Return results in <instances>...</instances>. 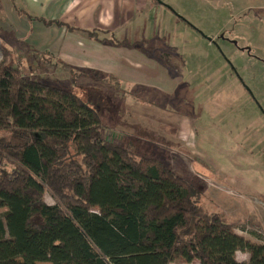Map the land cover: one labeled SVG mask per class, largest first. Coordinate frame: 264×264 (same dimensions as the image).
I'll return each instance as SVG.
<instances>
[{
	"label": "trees",
	"instance_id": "obj_1",
	"mask_svg": "<svg viewBox=\"0 0 264 264\" xmlns=\"http://www.w3.org/2000/svg\"><path fill=\"white\" fill-rule=\"evenodd\" d=\"M101 128L72 90L0 61V264H264V242L205 211L182 176Z\"/></svg>",
	"mask_w": 264,
	"mask_h": 264
},
{
	"label": "rangeland",
	"instance_id": "obj_2",
	"mask_svg": "<svg viewBox=\"0 0 264 264\" xmlns=\"http://www.w3.org/2000/svg\"><path fill=\"white\" fill-rule=\"evenodd\" d=\"M157 1L181 18L166 22L165 36L158 27L150 43L161 61L156 68L171 71L172 80L153 70L151 87L135 89V99L101 74H69L36 53L19 56L2 46L0 61L72 90L97 111L104 137L165 164L199 192L196 201L205 211L264 242V197L258 193L264 186V0ZM1 166L16 168L8 160ZM43 200L55 203L48 190ZM236 258L247 254L239 251Z\"/></svg>",
	"mask_w": 264,
	"mask_h": 264
},
{
	"label": "crops",
	"instance_id": "obj_3",
	"mask_svg": "<svg viewBox=\"0 0 264 264\" xmlns=\"http://www.w3.org/2000/svg\"><path fill=\"white\" fill-rule=\"evenodd\" d=\"M168 20L178 24L181 18L157 0H0V46L19 56L50 58L69 74L111 76L121 91H128L125 96L135 99V89L151 87L153 70H159L163 81L172 80L167 77L171 71L156 68L161 61L150 52L156 33L161 30L165 36ZM258 193L264 197L263 183Z\"/></svg>",
	"mask_w": 264,
	"mask_h": 264
},
{
	"label": "flooded vegetation",
	"instance_id": "obj_4",
	"mask_svg": "<svg viewBox=\"0 0 264 264\" xmlns=\"http://www.w3.org/2000/svg\"><path fill=\"white\" fill-rule=\"evenodd\" d=\"M167 8H170L168 5H166L165 3H163ZM184 21V20H183ZM185 22V21H184Z\"/></svg>",
	"mask_w": 264,
	"mask_h": 264
},
{
	"label": "water",
	"instance_id": "obj_5",
	"mask_svg": "<svg viewBox=\"0 0 264 264\" xmlns=\"http://www.w3.org/2000/svg\"><path fill=\"white\" fill-rule=\"evenodd\" d=\"M161 3V2H160ZM208 40H210V38L209 37H206Z\"/></svg>",
	"mask_w": 264,
	"mask_h": 264
},
{
	"label": "built area",
	"instance_id": "obj_6",
	"mask_svg": "<svg viewBox=\"0 0 264 264\" xmlns=\"http://www.w3.org/2000/svg\"><path fill=\"white\" fill-rule=\"evenodd\" d=\"M1 54V53H0Z\"/></svg>",
	"mask_w": 264,
	"mask_h": 264
}]
</instances>
